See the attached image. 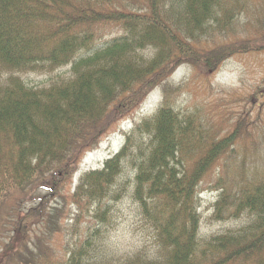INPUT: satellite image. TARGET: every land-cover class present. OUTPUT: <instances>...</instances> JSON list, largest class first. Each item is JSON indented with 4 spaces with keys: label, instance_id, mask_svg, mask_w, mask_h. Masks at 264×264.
<instances>
[{
    "label": "trees",
    "instance_id": "trees-1",
    "mask_svg": "<svg viewBox=\"0 0 264 264\" xmlns=\"http://www.w3.org/2000/svg\"><path fill=\"white\" fill-rule=\"evenodd\" d=\"M253 7L252 0H0V264H264V181L244 160L217 181L211 217L242 223L201 233L200 184L239 142L235 132L218 140L207 119L178 109L170 94L179 88L169 82L180 66L211 74L235 54L264 51V18H242ZM242 20L254 40L235 41ZM113 24L122 36L79 57ZM199 43L212 48L199 51ZM67 66L73 76L66 81L35 87L23 78ZM154 88L162 93L154 115L135 123L120 152L103 169L82 173L65 197L78 160ZM125 169H132L129 183L121 180ZM37 189L47 196L25 211L21 202ZM128 192L153 246L117 258L100 249L109 203ZM49 197L64 206L48 211ZM68 201L79 217L95 207L99 223L60 260L46 241L61 232ZM24 213L39 216L36 242L24 237Z\"/></svg>",
    "mask_w": 264,
    "mask_h": 264
},
{
    "label": "rangeland",
    "instance_id": "rangeland-1",
    "mask_svg": "<svg viewBox=\"0 0 264 264\" xmlns=\"http://www.w3.org/2000/svg\"><path fill=\"white\" fill-rule=\"evenodd\" d=\"M252 2L254 7L247 15L243 14L242 18H246V21L264 18V0H252ZM246 21L242 20L234 26L235 41L254 40L253 31H247L251 30L252 24L244 26L243 23L245 24ZM98 33L100 34L96 36L90 48L82 50L79 57L93 54L109 40L122 36L124 32L121 26L113 24L102 28ZM229 37L233 38V35L230 34ZM216 40V43L220 41V39ZM208 48L212 46L209 44L198 46L199 51L209 50ZM71 76H73L71 66H67L51 74H25L23 78L31 86L42 87L49 85L51 81H66ZM169 82L172 86L174 85V88L175 86L179 88L174 92L171 91L170 94V99L174 101L175 106L184 111L183 113L198 114L201 118L207 119L211 133L218 140L235 132L234 136L239 142H236V153L230 154V157L224 156L203 178L198 190L199 212L202 216L201 233L210 235L233 229L242 222L233 220L214 222L211 218L212 207L218 196L217 181L231 176V169L241 165L242 160L254 176L257 173L259 179L264 181V51L235 54L211 74L204 73L200 67L180 66L170 76ZM149 92L147 97L132 110L128 118L117 124L114 133L104 138L97 149L86 153L78 160L77 166L72 171L70 185L63 193L65 197L73 193L82 173L102 168L106 159L120 152L125 143V133H130L135 123L154 115L162 100V93L159 88ZM131 174L132 169H125L121 180L129 183L132 179ZM32 192L34 191L29 190L21 202L25 211L42 204L41 197L43 199L47 196L46 190L37 189L34 193ZM46 203L44 206L48 211L52 207L64 206L62 200L57 197L47 198ZM109 204L113 205V212L105 226L104 242L100 252L104 251L107 255L123 258L142 249L150 250L153 240L149 229L140 217L138 205L132 200L131 193L128 192L119 202ZM63 210L64 214L59 225L61 232L54 234L49 241L45 240L51 247L54 258L60 260L67 258L69 246L78 245L85 239L88 230L99 223L92 218L95 207L84 211L81 217L69 201ZM25 215L24 213L20 216L22 228L26 230L24 237L28 235L32 241L36 242V236L41 237L38 227L39 216L29 217L32 220L30 221L28 217H24ZM13 232L6 235L8 238H5V242H9V237L12 239V235H15Z\"/></svg>",
    "mask_w": 264,
    "mask_h": 264
}]
</instances>
